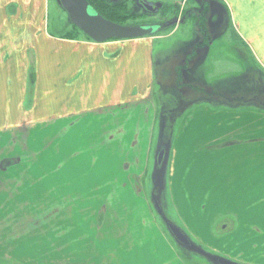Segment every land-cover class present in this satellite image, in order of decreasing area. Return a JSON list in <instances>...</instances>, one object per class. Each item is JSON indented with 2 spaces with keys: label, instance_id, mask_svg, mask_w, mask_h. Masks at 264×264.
<instances>
[{
  "label": "crops",
  "instance_id": "0c3cea01",
  "mask_svg": "<svg viewBox=\"0 0 264 264\" xmlns=\"http://www.w3.org/2000/svg\"><path fill=\"white\" fill-rule=\"evenodd\" d=\"M218 1L264 76V0ZM48 21V0H0V131L18 132L30 125L31 133L46 132L48 138L64 133L57 146L64 157L67 149L82 148L87 138L82 135L89 132L95 143L88 142L94 146L85 152V163L94 157V171L100 175H90L87 181L101 180L104 171L112 176L120 164L122 146L117 144L127 137L119 140L112 133L127 126L144 139L143 131L151 132V145L159 37L98 44L57 36ZM28 97L33 104L30 121L24 124ZM145 105L152 107L151 116L150 110L143 114L151 117L152 125L140 121L139 115L135 119L126 114ZM102 132L100 144L96 140ZM78 153L82 165L83 151ZM168 167L175 225L191 243L239 264H264V110L197 105L177 130ZM77 172L71 169V178L81 170ZM128 172L126 165L122 173L131 182L112 190L107 203L97 199L86 206L95 212L78 233L79 255L48 251L40 260L37 243L2 237L0 264H185Z\"/></svg>",
  "mask_w": 264,
  "mask_h": 264
},
{
  "label": "rangeland",
  "instance_id": "374dc122",
  "mask_svg": "<svg viewBox=\"0 0 264 264\" xmlns=\"http://www.w3.org/2000/svg\"><path fill=\"white\" fill-rule=\"evenodd\" d=\"M145 1L152 7H158L159 11L147 12L135 1L129 0V9L124 13L132 12L142 18L129 20L128 23L157 26H167L176 21L184 23L149 36L159 37L154 58L155 81L151 104L154 113L156 110L157 118L156 122L154 121L150 147L148 137L151 132L143 131L146 139L144 141L140 138V133L128 131L127 126L120 127L122 131L112 133L119 140L127 136L125 142L119 141L117 144L118 147L122 146L118 148V172L111 176L104 171L101 180L93 178L87 181L90 175H100L98 172L95 174L97 162L92 161L94 157H91V163H85V152H92L90 148L94 146H89L88 142L95 143L93 135L89 136V132L82 135V139L87 136L82 142L85 145L79 149H67L64 157L63 148H57L64 133H60L59 138L57 135L48 138L46 132L31 133L28 127L30 125L18 132L0 131V242L4 237L9 238L11 242H22L25 245L27 242H33L32 245L37 243L40 260L48 251L60 255L64 252L79 255L82 249L78 233L82 231V226H88L87 221L91 220V214L95 212V208L90 206L94 205L97 199L107 203V197H111L115 192L112 190L123 188L127 182H131H126V175L122 173H125L127 165L130 173L128 178L134 177L135 186L133 182L131 186L147 196L152 212L172 238L184 263L214 264L173 238L153 205V198L160 203L164 217L170 223L178 224L168 195V163L173 141L185 115L197 105L232 108L219 98H207L210 101L196 104L201 100L199 97H204L205 92H218L230 100L234 99V105L243 101L242 98L249 100L254 95L264 98V76L230 26L220 1ZM48 5V24L56 29L51 31L52 33L56 32L57 36L71 39H89L76 27L77 30L72 29L69 17L58 0H48ZM209 41L213 42L212 48L208 47ZM30 89L29 86V95L32 92ZM211 94L214 95L209 93ZM262 100L264 103V99ZM32 104L33 100L28 97L26 109L24 108V124L30 121L29 111ZM251 104L253 105L249 106L250 108L264 110V104L257 101ZM135 107L127 110L128 117L134 115L137 119L136 116L139 115L140 121L152 125V107ZM144 110L147 113L150 110V116H144ZM103 133L101 138L96 140L100 144L104 143L101 141ZM35 136H42V140L38 141ZM80 151H83L82 165L77 163L80 160ZM161 151H164L165 155L162 164L158 165ZM74 154L77 156H73ZM105 167L104 164L103 168ZM71 169L78 172L81 170V173L71 178ZM64 172L67 173V179H63ZM94 183H97V186ZM77 187H80L82 192H79ZM83 189L91 192H84ZM113 201L117 202L118 197L114 196ZM87 205L90 206L86 207ZM262 246L264 259V244Z\"/></svg>",
  "mask_w": 264,
  "mask_h": 264
},
{
  "label": "water",
  "instance_id": "95a60500",
  "mask_svg": "<svg viewBox=\"0 0 264 264\" xmlns=\"http://www.w3.org/2000/svg\"><path fill=\"white\" fill-rule=\"evenodd\" d=\"M61 7L67 13L71 24L80 30L91 41L102 44L111 40H135L156 34L160 30L178 24L173 22L165 27L155 25L126 26L105 19L97 13L87 0H58ZM144 8L150 12H156L151 5L144 4ZM165 152L161 151L158 157V165L162 164ZM154 206L160 215L163 211L157 199ZM168 229L175 240L186 248H191L192 243L187 235L176 225L168 223ZM215 264H239L224 258L217 257Z\"/></svg>",
  "mask_w": 264,
  "mask_h": 264
},
{
  "label": "trees",
  "instance_id": "16d2710c",
  "mask_svg": "<svg viewBox=\"0 0 264 264\" xmlns=\"http://www.w3.org/2000/svg\"><path fill=\"white\" fill-rule=\"evenodd\" d=\"M87 1L91 5V7L97 13H99L101 16H103L105 19L112 21V22H115V23H118V24H121V25H129V26L139 25L137 23H128V22H129V20H137L138 18H142L141 16L136 15L132 12L124 13L127 8L129 9V7H128L129 0H87ZM130 1H135L137 5H139L140 7H142L143 10L146 11V9H144V4H146L145 0H130ZM156 9L158 12L159 8L156 7ZM72 29L77 30L73 25H72ZM69 39H71V38H69ZM209 93H214V95L213 96H212V94L209 95ZM207 98H210L211 100H216V98H219L220 101L227 102L228 103L227 105H230V107H232V108L249 107V106L253 105L251 103H254V101H257L259 104H264V103H262V101H263L262 99H264V98H260L259 96L254 95L249 100H247V99L245 100L244 98H242L243 101H241L240 103L234 102L235 104H238V105H234L233 104V101H235L234 99L230 100L226 96H224L218 92H205L204 97H199V99H201V100H199L196 104H198L202 101H206V102L210 101ZM237 106H239V107H237ZM192 245H193V248L189 249L190 251H194V253H196V254L204 257V258H207L208 260H210L211 262L214 263V260L217 257H215L212 254H209L206 249H204L200 246H197L196 244L192 243Z\"/></svg>",
  "mask_w": 264,
  "mask_h": 264
},
{
  "label": "flooded vegetation",
  "instance_id": "af4514ba",
  "mask_svg": "<svg viewBox=\"0 0 264 264\" xmlns=\"http://www.w3.org/2000/svg\"><path fill=\"white\" fill-rule=\"evenodd\" d=\"M156 12H157V11H156ZM182 24H184V23H182ZM154 199H156V198L154 197L153 200H154ZM159 216H160L162 222H163L165 225H168V221H167V219L164 217V213H163V215H160V214H159ZM192 248H193V245H192L191 248H188V249H192Z\"/></svg>",
  "mask_w": 264,
  "mask_h": 264
}]
</instances>
